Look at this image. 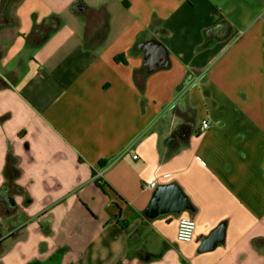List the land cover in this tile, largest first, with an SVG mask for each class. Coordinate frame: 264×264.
I'll list each match as a JSON object with an SVG mask.
<instances>
[{"label": "crops", "instance_id": "0c3cea01", "mask_svg": "<svg viewBox=\"0 0 264 264\" xmlns=\"http://www.w3.org/2000/svg\"><path fill=\"white\" fill-rule=\"evenodd\" d=\"M76 1L0 0V264H264V0Z\"/></svg>", "mask_w": 264, "mask_h": 264}, {"label": "trees", "instance_id": "16d2710c", "mask_svg": "<svg viewBox=\"0 0 264 264\" xmlns=\"http://www.w3.org/2000/svg\"><path fill=\"white\" fill-rule=\"evenodd\" d=\"M71 12L83 15L86 19L84 28V41L86 45H91L93 42L97 45L102 44L108 29V13L104 8L90 9L77 0L71 7ZM58 27L56 18L44 20L41 24L34 26L31 33L25 36V41L30 45H39L47 37L48 33L54 31ZM117 60V58H115ZM135 81L139 84L141 81L138 76H135ZM1 120V118H0ZM18 176V171L13 164L8 163L5 169L6 182L0 188V201L7 202L9 195L21 194L22 189L14 184V179ZM95 183L102 189L106 188L99 181Z\"/></svg>", "mask_w": 264, "mask_h": 264}, {"label": "water", "instance_id": "95a60500", "mask_svg": "<svg viewBox=\"0 0 264 264\" xmlns=\"http://www.w3.org/2000/svg\"><path fill=\"white\" fill-rule=\"evenodd\" d=\"M142 48L145 54L143 65L149 73L169 66L167 52L161 44L149 41L142 44ZM9 202L12 203V200L9 199Z\"/></svg>", "mask_w": 264, "mask_h": 264}, {"label": "built area", "instance_id": "2783aa9c", "mask_svg": "<svg viewBox=\"0 0 264 264\" xmlns=\"http://www.w3.org/2000/svg\"><path fill=\"white\" fill-rule=\"evenodd\" d=\"M209 128V124L207 122L202 121L200 124V131H205ZM156 186L155 182L146 183L143 188L145 190H152ZM195 233V222L192 219L180 217L177 220L176 227V240L180 243L188 244L194 238Z\"/></svg>", "mask_w": 264, "mask_h": 264}]
</instances>
